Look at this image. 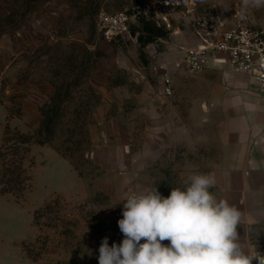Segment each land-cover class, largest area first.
<instances>
[{
  "label": "rangeland",
  "instance_id": "374dc122",
  "mask_svg": "<svg viewBox=\"0 0 264 264\" xmlns=\"http://www.w3.org/2000/svg\"><path fill=\"white\" fill-rule=\"evenodd\" d=\"M143 1L0 0V148L8 127L34 133L56 117L49 141L31 143L30 187L0 192V264H98L116 204L156 187L167 197L217 157L213 96L227 79L184 69L186 33L143 43V20L132 37L98 29L100 11Z\"/></svg>",
  "mask_w": 264,
  "mask_h": 264
},
{
  "label": "clouds",
  "instance_id": "9594fccd",
  "mask_svg": "<svg viewBox=\"0 0 264 264\" xmlns=\"http://www.w3.org/2000/svg\"><path fill=\"white\" fill-rule=\"evenodd\" d=\"M262 5L243 0L245 10ZM215 184L211 173L191 174L167 197L157 187L128 195L117 221L123 239L103 238L98 264H264V253L241 243L244 214L210 191Z\"/></svg>",
  "mask_w": 264,
  "mask_h": 264
},
{
  "label": "crops",
  "instance_id": "0c3cea01",
  "mask_svg": "<svg viewBox=\"0 0 264 264\" xmlns=\"http://www.w3.org/2000/svg\"><path fill=\"white\" fill-rule=\"evenodd\" d=\"M230 1L217 0L224 6H229ZM249 8L252 23L264 27V5ZM183 26L182 32L186 33L191 44L195 43L194 32ZM206 73L212 82L215 77L218 80L226 78L227 86L213 96V101L217 102L214 107L218 108L220 116L216 126L217 157L213 155L209 162H204L203 158L199 174H203L205 164L212 165L209 173L214 175L216 184L210 191L218 199H227L244 214V222L237 231L245 248L256 247L257 251L264 253V94L245 73L214 68ZM116 205L123 209L120 202ZM105 237L110 246L123 239V236H113V232L103 233Z\"/></svg>",
  "mask_w": 264,
  "mask_h": 264
},
{
  "label": "built area",
  "instance_id": "2783aa9c",
  "mask_svg": "<svg viewBox=\"0 0 264 264\" xmlns=\"http://www.w3.org/2000/svg\"><path fill=\"white\" fill-rule=\"evenodd\" d=\"M143 19L168 31L189 25L197 41L183 46L181 63L187 72L199 74L214 68L245 73L264 94V27L252 23L243 0H231L229 6L197 0H146L117 11H100L97 26L106 39L127 38L133 24ZM167 92H172L170 87ZM112 226V232L120 235L117 224Z\"/></svg>",
  "mask_w": 264,
  "mask_h": 264
},
{
  "label": "trees",
  "instance_id": "16d2710c",
  "mask_svg": "<svg viewBox=\"0 0 264 264\" xmlns=\"http://www.w3.org/2000/svg\"><path fill=\"white\" fill-rule=\"evenodd\" d=\"M143 34L140 39L143 43L153 42L158 37H163L167 30L157 26L151 20L143 19ZM53 110L47 114L41 126L34 133L16 132L11 134L8 127L6 131V143L0 148V192H12L16 197L30 187L26 158L30 155L31 143L35 137L41 144L49 141L52 135L51 124L56 117Z\"/></svg>",
  "mask_w": 264,
  "mask_h": 264
},
{
  "label": "water",
  "instance_id": "95a60500",
  "mask_svg": "<svg viewBox=\"0 0 264 264\" xmlns=\"http://www.w3.org/2000/svg\"><path fill=\"white\" fill-rule=\"evenodd\" d=\"M130 35H131V37H132V36L136 35V32H135L134 30H132V31L130 32Z\"/></svg>",
  "mask_w": 264,
  "mask_h": 264
}]
</instances>
